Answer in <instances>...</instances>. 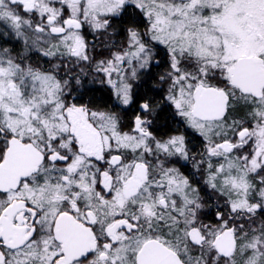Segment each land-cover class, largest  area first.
I'll list each match as a JSON object with an SVG mask.
<instances>
[{
	"label": "snow or ice",
	"instance_id": "snow-or-ice-1",
	"mask_svg": "<svg viewBox=\"0 0 264 264\" xmlns=\"http://www.w3.org/2000/svg\"><path fill=\"white\" fill-rule=\"evenodd\" d=\"M0 264H264V0H0Z\"/></svg>",
	"mask_w": 264,
	"mask_h": 264
}]
</instances>
